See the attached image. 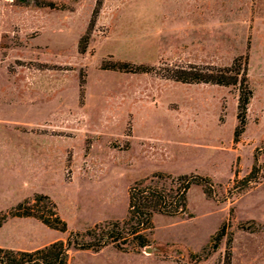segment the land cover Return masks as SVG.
Returning a JSON list of instances; mask_svg holds the SVG:
<instances>
[{
  "label": "rangeland",
  "instance_id": "obj_1",
  "mask_svg": "<svg viewBox=\"0 0 264 264\" xmlns=\"http://www.w3.org/2000/svg\"><path fill=\"white\" fill-rule=\"evenodd\" d=\"M206 68L238 83L170 78ZM263 145L264 0H0V247L122 220L136 180L198 174L211 193L155 214L148 246L71 248L68 264H264ZM38 194L65 232L13 215Z\"/></svg>",
  "mask_w": 264,
  "mask_h": 264
},
{
  "label": "trees",
  "instance_id": "obj_2",
  "mask_svg": "<svg viewBox=\"0 0 264 264\" xmlns=\"http://www.w3.org/2000/svg\"><path fill=\"white\" fill-rule=\"evenodd\" d=\"M114 67L127 69L129 64H116ZM190 69L195 70V67L191 66ZM206 70L208 72L205 74L194 73L170 78L182 82H208L219 85L238 83V76L225 74L230 72L231 68H206ZM237 70H242L241 87L238 90V109L243 116L252 96V90L246 79V65ZM261 149L264 150V145L254 153L255 163L258 159L257 152ZM260 171L261 168L254 164L244 178L246 184L256 181ZM194 184L203 185L207 195L211 193L210 179L198 174L171 176L158 172L151 177L136 180L128 189L127 214L124 219L96 224L84 232L71 231L65 239H56L32 250L0 247V264H68L71 248L98 252L111 244L127 252L146 247L150 244L146 232L153 228V216L155 214L175 216L184 213L187 206V192ZM40 203L45 204L41 207ZM46 207H49L47 210L49 214L44 213ZM13 215L31 216L50 228L61 232L67 230L66 222L58 215L55 203L47 195H35L30 204H27L22 211L18 209Z\"/></svg>",
  "mask_w": 264,
  "mask_h": 264
}]
</instances>
